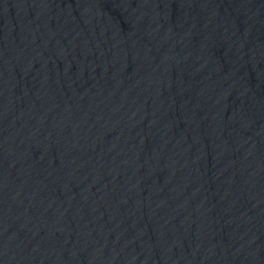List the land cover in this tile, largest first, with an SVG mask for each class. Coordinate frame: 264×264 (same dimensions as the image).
<instances>
[{"label":"water","instance_id":"water-1","mask_svg":"<svg viewBox=\"0 0 264 264\" xmlns=\"http://www.w3.org/2000/svg\"><path fill=\"white\" fill-rule=\"evenodd\" d=\"M0 264H264V0H0Z\"/></svg>","mask_w":264,"mask_h":264}]
</instances>
